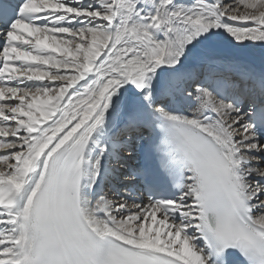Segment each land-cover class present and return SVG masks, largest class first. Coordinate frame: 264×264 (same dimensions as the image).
I'll list each match as a JSON object with an SVG mask.
<instances>
[{"label": "snow or ice", "instance_id": "1", "mask_svg": "<svg viewBox=\"0 0 264 264\" xmlns=\"http://www.w3.org/2000/svg\"><path fill=\"white\" fill-rule=\"evenodd\" d=\"M0 264H264V0H0Z\"/></svg>", "mask_w": 264, "mask_h": 264}]
</instances>
